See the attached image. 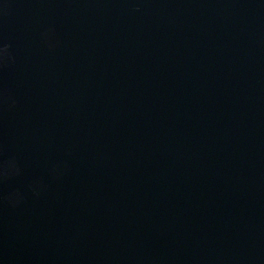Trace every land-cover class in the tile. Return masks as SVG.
Instances as JSON below:
<instances>
[{
	"label": "water",
	"instance_id": "water-1",
	"mask_svg": "<svg viewBox=\"0 0 264 264\" xmlns=\"http://www.w3.org/2000/svg\"><path fill=\"white\" fill-rule=\"evenodd\" d=\"M0 264H264V0H0Z\"/></svg>",
	"mask_w": 264,
	"mask_h": 264
}]
</instances>
